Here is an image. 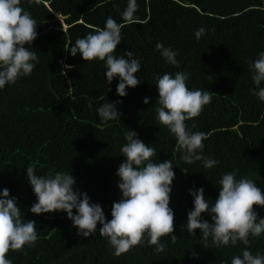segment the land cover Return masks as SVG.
Returning a JSON list of instances; mask_svg holds the SVG:
<instances>
[{"label":"trees","instance_id":"obj_1","mask_svg":"<svg viewBox=\"0 0 264 264\" xmlns=\"http://www.w3.org/2000/svg\"><path fill=\"white\" fill-rule=\"evenodd\" d=\"M136 3V22L127 23L122 13L128 0H21L38 33L25 47L36 52L39 62L33 61L30 75L0 89V190L6 188L16 198L23 219L36 221L39 238L23 252L10 251L12 264H231L234 256H242L246 246L239 241L217 249L209 238L206 248L199 229L189 235L186 220L193 197L188 189L202 187L212 206L219 180L235 172L237 179H252L264 193V101L253 94L257 89L250 71L264 52V0ZM109 17L124 25L114 55L130 50L141 65L136 73L140 84L126 88L124 97L116 93L118 78L107 84L103 61L87 62L66 51L78 38L103 28ZM200 28L205 31L197 39ZM158 42L176 52L179 67L161 56ZM178 71L188 74L189 89L212 95L201 114L186 121L190 132L206 134L202 154L218 162L212 168H204L202 161H183L175 136L157 119V77H174ZM145 97L148 104L143 103ZM115 101H121L120 119L102 122L97 109ZM129 130L157 150L154 162L173 164L169 206L178 238H162L164 252L156 253L145 242L116 256L98 230L87 238L79 236L65 212L30 211L36 201L26 175L31 165L37 175L71 173L74 189L87 193L110 220L111 205L121 196L116 170L124 160L120 149ZM254 210L257 222L264 218V207L254 205ZM201 219L212 223L207 212ZM249 239L248 250L264 256V233Z\"/></svg>","mask_w":264,"mask_h":264},{"label":"clouds","instance_id":"obj_2","mask_svg":"<svg viewBox=\"0 0 264 264\" xmlns=\"http://www.w3.org/2000/svg\"><path fill=\"white\" fill-rule=\"evenodd\" d=\"M34 2L38 3L39 0ZM137 10L136 0H128L122 13L123 20L127 23L136 22ZM123 26L109 17L103 28L78 38L66 50L73 57L79 54L87 62L103 61L107 84L118 78L116 93L120 97L127 95L126 88H135L141 82L136 76L141 65L133 58L132 51L128 50L119 57L114 55L122 40ZM204 31L203 28L198 29L196 38L199 39ZM37 35V22L21 6V0H0V89L32 73L35 66L33 61L38 63L39 60L36 52L25 45L31 46ZM156 49L167 63L179 67L175 51L160 42L156 44ZM250 71L257 89L253 94L264 101V86H261L264 84V52H260L258 59L250 65ZM61 75H66V72L61 70ZM188 79V74L180 71L174 77L168 73L157 77V119L175 136L177 147L183 153V161L187 164L202 161L204 168H212L218 162L202 154L206 134L190 132L186 124V121L198 117L204 107L211 103L212 95L200 89H189L186 83ZM120 103H105L97 109L102 122L120 119L117 110ZM143 103L148 104L149 98L145 97ZM91 107L89 104V109ZM124 138L126 143L120 149L124 160L116 170L121 196L118 202L111 205L110 220L106 219L98 203L90 202L87 193L74 189L75 180L71 173L37 175L35 167L31 165L26 167V175L36 201L30 211L36 215L65 212L79 236L87 238L98 230L99 235L106 238L114 249L116 256L145 242L154 246L156 253H162L166 248L161 242L162 238L170 237L172 242L178 238L173 234L175 217L169 206L171 185L175 178L173 164L170 160L154 162L157 150L146 145L135 131H127ZM219 185L212 206L205 199L202 187L188 189L193 197V209L187 213V232L195 235V230L199 229L206 248L209 238L217 249L222 245L235 246L238 241L241 242L246 246L242 256H234L231 264H264V256L253 255L248 250L249 238L264 233V218H259L257 222L254 210V205L264 207V193L252 179H237L235 172L224 174ZM205 212L211 217L212 223L201 219V214ZM38 238L36 221L23 219L16 198L10 197L8 189L0 190V264H12L7 254L10 251L23 252L25 246H34ZM192 255L195 258L197 254L193 252Z\"/></svg>","mask_w":264,"mask_h":264},{"label":"rangeland","instance_id":"obj_3","mask_svg":"<svg viewBox=\"0 0 264 264\" xmlns=\"http://www.w3.org/2000/svg\"><path fill=\"white\" fill-rule=\"evenodd\" d=\"M63 24V23H62ZM64 25V24H63Z\"/></svg>","mask_w":264,"mask_h":264},{"label":"water","instance_id":"obj_4","mask_svg":"<svg viewBox=\"0 0 264 264\" xmlns=\"http://www.w3.org/2000/svg\"><path fill=\"white\" fill-rule=\"evenodd\" d=\"M64 16V15H63Z\"/></svg>","mask_w":264,"mask_h":264}]
</instances>
